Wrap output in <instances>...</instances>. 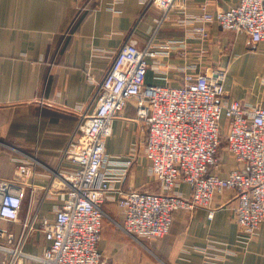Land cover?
Instances as JSON below:
<instances>
[{
	"label": "crops",
	"instance_id": "crops-1",
	"mask_svg": "<svg viewBox=\"0 0 264 264\" xmlns=\"http://www.w3.org/2000/svg\"><path fill=\"white\" fill-rule=\"evenodd\" d=\"M239 1L187 0L183 11L174 9L169 19L159 22L162 12L153 0H0V112L18 106L28 112L44 105L47 113L25 122L0 119V178H11L20 161L39 162L24 188L21 216L54 219L62 199L49 169L69 168L65 150L83 116L94 110L99 83L126 43H152L154 51L167 40L181 41L169 53L149 57L150 84L177 86L187 73L220 68L227 72L229 100L264 106V43L223 30L216 21L205 23L206 36L194 32L203 24L197 17L205 10L215 12ZM125 116L115 121L107 140L111 157L136 155L119 186L160 192L159 186L145 188L158 180L144 166H135L138 156L145 155L147 129L141 128L133 105ZM219 160L222 176L238 166L222 147ZM179 190L189 194L192 187L182 183ZM236 204L226 191L216 196L213 217L207 208L180 209L174 212L170 233L161 239L143 238L141 243L124 234L108 245L103 232L99 248L109 264H206L210 254L220 258L213 260L216 264H264V226L255 236L241 232ZM104 209L106 217L120 222L116 202L106 203ZM0 223L20 229L16 222ZM36 249L31 243L27 247L41 253Z\"/></svg>",
	"mask_w": 264,
	"mask_h": 264
},
{
	"label": "built area",
	"instance_id": "built-area-1",
	"mask_svg": "<svg viewBox=\"0 0 264 264\" xmlns=\"http://www.w3.org/2000/svg\"><path fill=\"white\" fill-rule=\"evenodd\" d=\"M187 0H153L162 15L159 22L184 10ZM202 25L194 32L207 35L206 24L216 21L223 30L245 33L254 43H264V0H240L215 12L197 17ZM181 41L167 40L152 50L126 43L119 49L99 83L97 103L85 114L65 150L68 169L49 172L62 203L53 220L23 218L24 188L35 177L36 159L16 164L11 178H0V221L20 224L19 231L0 223V264H109L100 250L106 211L104 205L120 207V227L139 240H157L172 228L174 212L209 209L226 191L237 201L235 217L241 232L255 236L264 226V106L229 100L227 72L208 69L187 73L180 85L147 82L149 57L169 53ZM147 129L145 154L162 191L124 190L119 186L134 163L135 153L111 157L107 140L114 123L127 118L128 105ZM225 128V130H224ZM228 153L238 162L227 176L219 173L223 138ZM211 169H214L212 172ZM182 183L192 187L187 194ZM41 232V253L27 250L38 246L33 238ZM206 264L220 259L210 254Z\"/></svg>",
	"mask_w": 264,
	"mask_h": 264
},
{
	"label": "rangeland",
	"instance_id": "rangeland-1",
	"mask_svg": "<svg viewBox=\"0 0 264 264\" xmlns=\"http://www.w3.org/2000/svg\"><path fill=\"white\" fill-rule=\"evenodd\" d=\"M44 107H45L44 105H36L35 109L34 110L32 109L33 111H28V112L26 111L25 108H20V106L8 108V109H5L4 111L0 112V119L7 120V121H9V120L14 121L15 119H18L19 121H23V122L30 121L31 117H35V116H38L40 119H42V117L47 114L45 112L46 110L44 109ZM6 117H8V118H6ZM139 122H140L141 128H143V125L145 126L144 122L140 121V120H139ZM141 132H142V135L145 137V130L141 131ZM77 133L79 134V131ZM225 146H226V139L224 137L223 142H222V148L224 149ZM137 154H140L139 149H138ZM138 157L139 158H138V161L136 162L135 166H144L146 168V172H148L152 178H155L151 172V163H149V160L146 157V154L144 155V153H141ZM158 186H159V189H161V191H162L161 184L158 181L152 180L151 183L148 182V184L145 186V188L158 187ZM114 218H116V217H114ZM118 218L120 219V217H118ZM105 222H106V225L104 223V231H103L104 236L103 237L105 238L104 240H106L108 245H110V242L115 241L116 239H118L120 237H126L124 235L126 233L120 227V224L116 223L115 219H113V221H112V219L106 217ZM37 233H38V235H36L33 238V241H34V243L38 244V246H36V248H37L36 250H38V248H39V250L41 251L43 249L44 240L42 238L41 232L40 233L37 232ZM127 236L129 238L133 239V237H131L129 235H127ZM142 239L143 238H140L139 240L136 239V240L142 243V241H143Z\"/></svg>",
	"mask_w": 264,
	"mask_h": 264
}]
</instances>
